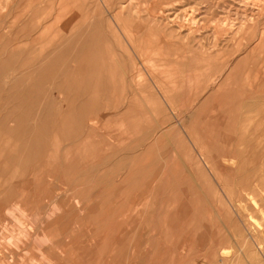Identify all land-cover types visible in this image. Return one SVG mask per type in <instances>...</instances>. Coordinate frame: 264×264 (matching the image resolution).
<instances>
[{
  "label": "rangeland",
  "instance_id": "obj_1",
  "mask_svg": "<svg viewBox=\"0 0 264 264\" xmlns=\"http://www.w3.org/2000/svg\"><path fill=\"white\" fill-rule=\"evenodd\" d=\"M123 1L105 0L103 4L99 0L97 3L106 17L109 13L107 18L112 22V17L121 10L120 3ZM63 3L64 0H0V254L3 256L9 252L10 255L15 254V258L23 254L24 264H46L42 256L38 257L41 254L33 242L36 238L44 243L47 238L51 240V247L47 248V257L53 262L51 264H91L89 260L93 249L89 244L94 236L90 234H93V229L100 235L109 234L97 231V228L102 224L103 229L106 228L103 222L110 224L111 214L116 212L117 206L125 205L123 208L127 214H131L129 225L135 233L126 244L128 259L140 254L145 264H264V218L251 212L256 199L251 194L239 202L246 207L242 217L250 231L256 232V238L253 240L248 234L246 236L242 225L239 230L234 229L237 234H245L244 238L237 239L239 243L231 240L230 246H225L220 228L224 229L223 220L229 213L231 217H237L233 208L237 202L233 200V189L224 192L223 181L219 184L212 175L221 173L230 188L227 179L233 173L248 177V170L253 169L252 161L257 156L236 153L239 130L233 128L238 123L264 122V97L263 102L259 101V108H256L250 100L255 96L245 92L251 84H255L260 74L256 68L259 64L254 61L261 58L264 45L261 44L262 48L256 51L259 45L256 34L246 38L250 29L247 28L245 34L240 33L242 31L238 27L242 19H250L252 15L256 18L262 15L264 23V0L137 2L141 13L137 19L134 16V22H141L144 26L140 30L144 32L163 23L160 21L163 10L166 11L164 18L176 17L181 20L183 17L187 24L180 37L173 35L169 43L159 41V34L150 32L158 40L146 50L154 56V71L143 69L138 63L140 61H137L139 71L135 74L137 80L142 79L143 83L153 86L155 93L151 94L147 89L142 95L130 97L126 96L130 92L128 88L123 95L122 91L110 92L113 85L131 84L126 74L127 67L123 69L124 72L117 71L114 79L109 78L108 73L95 72L100 63L110 65L115 63L113 60H93L91 66L88 65L86 69L83 66L77 72V62L73 57L47 59L52 52H68L70 47L73 48L71 43H55L58 37L76 36L75 29L67 36L62 26L77 23L83 13L84 17L89 16V21L99 15L93 7H73V4L63 5L61 10L65 12L62 13L58 7ZM218 4L220 10L211 8L213 5L218 7ZM52 7L53 16H49ZM209 7L211 10L207 9ZM109 8L111 11L108 12ZM214 9L217 13L215 16L211 15ZM148 10L154 11L158 20L149 23ZM57 17L60 21L55 24ZM124 19H128L127 15ZM221 21L224 29L219 28ZM123 23L126 26L135 25L125 20ZM112 27L119 31L115 24ZM190 28L198 31L191 39L187 37ZM261 29H264V24ZM236 32L238 36L232 42L231 37ZM216 33L221 37L218 45L214 41ZM240 40L242 44L238 47ZM250 40L252 45H247ZM123 46L130 50L126 42ZM128 63L131 65L132 61H121L120 65L123 67L122 64ZM221 72H225L224 76ZM152 73L160 84L173 87L175 91L168 95L166 88H156ZM260 75H263L264 82V72ZM215 80L217 82L213 85ZM221 85L225 86V90H218ZM242 87L243 93H238L237 90L240 91ZM30 88L32 91L26 92ZM19 97L23 98L18 100ZM128 98L132 103L130 107L126 104ZM137 99L142 103L138 108ZM235 130L237 134H234ZM226 145L231 153L225 152ZM226 153L234 156L235 161L243 160L239 170L230 172L219 167L216 171H210L205 166V160L217 163L223 160ZM147 166L156 171L151 172ZM192 167L197 168L194 177H200L203 181L207 177L214 183L209 193L204 194L200 188L197 193L189 184ZM147 169L149 172H146ZM115 176L118 177L114 180ZM252 180L254 177L249 178L250 182ZM119 181L121 184L116 183ZM163 187H166L165 191ZM135 191L137 193L133 194ZM62 195L67 198H60ZM139 200L141 204L136 206L134 202ZM248 208L250 210H246ZM106 214L110 215L109 218ZM34 219L38 221L37 224L33 223ZM257 221L259 224H256ZM127 224L125 226L130 228ZM107 243L109 253L125 249L111 240ZM226 247L231 251L229 257L223 251ZM14 264L22 263L18 260Z\"/></svg>",
  "mask_w": 264,
  "mask_h": 264
},
{
  "label": "bare ground",
  "instance_id": "obj_2",
  "mask_svg": "<svg viewBox=\"0 0 264 264\" xmlns=\"http://www.w3.org/2000/svg\"><path fill=\"white\" fill-rule=\"evenodd\" d=\"M46 1V0H45ZM99 0H64V3L59 6L58 8L61 10L62 8H64V6L66 5H71L73 4V7H76V6H81V8H84V7H87L89 6L90 8H94L96 9L97 12H99V15L98 16H95L96 19L93 20V21H89V16L87 17H84V13L81 15V17H79L77 23L75 24H65L64 26H62V29L65 30L67 33V36H70L71 33L73 32V30L75 29L76 31V36L73 35V37H69V38H59L58 37V40L55 41V43H60L59 45H64V44H67L68 43H71L73 45V48L70 47V51L68 52H60V51H55V52H52L50 53L49 55H47V59H52V58H67V57H73L75 62H77V66H76V69L75 71H80L83 66L86 67L89 65L91 66V62L93 60H96V61H99L101 62L102 60H113L115 61V63H110V65H108L107 63L105 65H103L102 63H100L96 69H95V72L96 74H102V73H108L109 74V78L111 79H114L113 78V75L116 74L117 71H120V72H124L125 70L123 69H126L127 67V70H126V74L128 75V79H130L131 81V84L128 85V83H124L123 86H118V85H113L111 87V93H118V92H121L122 91V95L123 93L125 92V89L128 88L130 90V92L126 95V96H136V95H139V94H143L144 91H147L151 94L155 93L154 89H153V86H150L148 84H145L143 83V80L140 79V80H137V75L135 73H137L139 71V65H137L138 63L140 64L141 63V66L144 68H146L148 71L151 72L154 71L152 69L153 67V59H154V56H152L150 53H148L146 50L149 49L150 45L151 44H156V42L159 40V41H165V42H170V39H173V35H176L177 37H180L181 35V32L183 33V30L185 29L186 27V24L187 22L186 21H183L182 18L181 20L179 18H172V17H169V18H164L163 15H165L166 11L163 10L162 12H160V18H162V21L163 23L159 24V25H156V26H153L152 28H149V31L147 32H144L140 29H142V27L144 26L141 22H137L135 23V17L136 16V19L140 17V13H141V10H139V8H137L136 4L137 2H139L140 0H124L123 2L120 3V6H121V10L112 17V22L109 21V19L107 18L109 16V13L107 15V17L105 16V12H103V9L101 8V6L99 5V3H97ZM103 4L105 3V0H100ZM149 1V0H148ZM152 1V0H151ZM199 1V0H198ZM202 1V0H201ZM218 1V0H217ZM116 2V1H115ZM215 2V1H214ZM224 2V0H223ZM227 2V1H226ZM50 3V2H49ZM147 3V2H146ZM145 3V4H146ZM51 4V3H50ZM56 4V3H55ZM116 4V3H115ZM210 4V3H209ZM226 4V3H225ZM242 4V3H241ZM64 5V6H63ZM148 5V4H147ZM223 5V4H221ZM49 6V5H48ZM104 6V5H103ZM118 6V5H117ZM149 6V5H148ZM197 6V4H196ZM212 6V5H211ZM225 6V5H224ZM223 6V7H224ZM263 6V5H262ZM51 7V6H50ZM146 7V6H145ZM150 7V6H149ZM200 7V6H199ZM215 9H219L221 6L220 4H218V7H216V5H213V7L211 8H214ZM246 7V6H245ZM57 8V9H58ZM106 8V7H105ZM211 8H207L208 10H211ZM262 8V7H261ZM34 9V8H33ZM205 9V8H204ZM203 9V10H204ZM214 9L213 12H211V15L215 16V13L216 10ZM246 9V8H245ZM53 10L54 8L52 7V12H50L49 16L52 15L53 13ZM116 10V9H115ZM167 10V9H166ZM206 10V9H205ZM204 10V11H205ZM220 10V9H219ZM59 11V10H58ZM62 11V10H61ZM111 11V8H109L108 12ZM168 11V10H167ZM193 11V10H192ZM56 12V11H55ZM54 12V13H55ZM65 12V11H62V13ZM115 12V11H114ZM148 14H149V19L147 20L149 23H152V22H155V19L158 20L156 17L157 14H155L154 11H151V10H148L147 11ZM170 12V11H169ZM209 12V11H208ZM61 13V12H60ZM57 14V13H56ZM107 14V13H106ZM144 14V13H143ZM127 15V18L128 19H124V17ZM53 16V15H52ZM166 16V15H165ZM176 16V14H175ZM185 16V15H184ZM254 15H252V17H250V19H242L240 22H239V25L238 27L240 26V30L242 32L240 33H244L246 30H248L247 28L250 29V33L247 37L246 35V38H249L251 37L254 33V36H255V39L257 41H259V45L258 47L255 48V50L257 51L259 48L261 49L262 48V45H264V29L262 30L261 27L262 25L264 24L263 23V18H262V15H259L258 18L256 17H253ZM179 17V16H177ZM247 17V16H246ZM264 17V16H263ZM262 18V20H261ZM22 19V18H21ZM52 20H54V18H51ZM147 19V18H146ZM164 19H166V21H164ZM190 19V18H189ZM192 19V18H191ZM24 20V18H23ZM22 20V21H23ZM127 21L129 23H135L134 24H129L128 26H126L123 21ZM60 21V18H56L55 19V24H58ZM191 21V20H190ZM28 22V20L26 21ZM24 22V23H26ZM48 22V21H47ZM51 22V21H50ZM157 22V21H156ZM165 22V23H164ZM189 22V21H188ZM195 23V22H194ZM224 24L223 25H226L225 22H223ZM44 24V23H43ZM54 24V25H55ZM115 26L118 27L119 31H115V29L112 27V26ZM196 24V23H195ZM21 25V24H20ZM222 21L220 23V26L219 28H222L224 29V27L222 26ZM233 25V24H232ZM2 26V25H1ZM133 26H135V28H132ZM152 26V25H150ZM196 26V25H195ZM218 26V25H217ZM216 26V27H217ZM6 28V27H4ZM11 28V27H10ZM113 28V29H112ZM9 29V28H7ZM222 29L221 32L223 31ZM6 30V29H5ZM219 30V31H220ZM151 31H154L156 33L159 34V39L157 40V38L155 36H152L150 35V32ZM189 32H187V37L189 39H191L192 37H194V35L198 32L196 28H190L188 30ZM237 31V30H236ZM218 32V31H217ZM233 33V32H232ZM34 34V33H33ZM37 34V33H36ZM222 34H224V32H222ZM246 34V32H245ZM245 34L243 36H245ZM185 35V34H184ZM230 35V34H229ZM236 35H237V32L232 35L233 37L232 38V42L235 41L236 39ZM30 36V35H29ZM40 36V34H39ZM238 36V35H237ZM31 37V36H30ZM48 38V37H47ZM56 38V37H55ZM221 37H218V33H216V36L214 37V41L217 43L216 45H218V41L220 40ZM230 38V39H231ZM32 39V37H31ZM30 39V40H31ZM49 40V39H48ZM239 40V39H238ZM195 41V40H194ZM124 42H126L128 44V46L130 47V50L127 49V48H124ZM45 43V41H44ZM238 43V47H241V44H242V41L240 40ZM255 43V42H254ZM23 44V43H22ZM50 44V43H49ZM255 44V45H256ZM262 44V45H261ZM236 45V43H235ZM247 45H252L251 44V40L248 41V44ZM254 45V44H253ZM201 47V46H200ZM209 47V46H208ZM255 46H253L254 48ZM65 48V46H64ZM63 48V49H64ZM251 48V47H250ZM43 49V47H42ZM127 49V50H126ZM247 49V48H246ZM245 49V51H246ZM249 50V49H248ZM264 50V49H263ZM27 51V50H26ZM73 51V52H71ZM119 51V52H118ZM256 51H253V52H256ZM9 52V49L7 51V54ZM242 53V52H241ZM244 53V52H243ZM263 53V54H262ZM72 54V56H70ZM58 56V57H57ZM42 58V57H41ZM125 60H130L132 61L131 65L128 64H122L123 67L120 65V62H124ZM137 61H140L137 63ZM48 62V61H47ZM118 62V63H117ZM254 63H258L259 65H257V69H259V72L260 74L263 73L262 70L264 69V51L261 52V58H257V60L254 61ZM39 64V62H38ZM120 65V66H119ZM129 65V67H128ZM150 65V66H149ZM197 65V64H196ZM38 66V65H37ZM35 66V67H37ZM229 67V65H228ZM249 67V65H248ZM227 68V66H226ZM83 69V68H82ZM155 69H157V67H155ZM225 69V68H224ZM230 69V67H229ZM39 70L36 71V73L38 72ZM89 71V70H88ZM146 71V70H145ZM224 71V70H223ZM13 72V71H12ZM11 72V73H12ZM90 72V71H89ZM228 72V71H227ZM146 73V72H145ZM223 73V76H224V73L225 72H221ZM55 74V73H53ZM257 75L256 77V80H255V84H251L252 86H250L249 90H245V92L249 93L250 95H254L255 98H250V100H252V105H254L256 108L259 106V101L263 102V97H264V85H263V75ZM149 75V74H148ZM152 75V79L155 81V86L156 88H159L160 90L162 88H166V93L169 95L171 92L175 91V89L172 87V88H169L168 85H163V84H160V82H158L159 80H157L156 78L153 77L154 73L151 74ZM221 75V74H220ZM19 76V75H17ZM220 77V76H219ZM260 77V78H259ZM14 78V77H13ZM31 79V78H30ZM218 79V77H217ZM221 79V78H219ZM200 81V80H199ZM220 81V80H219ZM116 82V81H115ZM217 82V80H215L213 82V85L214 83ZM183 84V83H182ZM218 84V83H217ZM11 85V84H10ZM54 85V84H53ZM25 86V84H24ZM107 88V87H106ZM199 89V87H197ZM213 88V87H212ZM7 89V88H6ZM201 89V87H200ZM209 89V88H208ZM237 89V88H236ZM21 90V89H20ZM219 91H223L225 90V86L224 85H221L219 88H218ZM243 90V87L240 88V91H238V93H243L242 92ZM32 91V89H28L26 92H30ZM94 91H98V90H94ZM211 91V89H210ZM5 92V91H4ZM20 92V91H19ZM15 93V92H14ZM13 93V94H14ZM60 93V92H59ZM247 93H245L244 95H247ZM62 94V93H61ZM53 95V94H52ZM104 95V94H103ZM55 96V95H54ZM115 96V95H114ZM204 96V95H202ZM231 96V95H230ZM15 97V96H14ZM24 97V96H23ZM23 97H19L18 100H21ZM248 98V99H249ZM130 98H128V101H129ZM50 100V98H49ZM103 100V99H102ZM139 100L137 99V102ZM248 101V100H247ZM136 102V103H137ZM10 103V102H9ZM208 102H206L205 104H207ZM127 104V107H130L132 105V103L129 101L126 103ZM142 103L141 102H138L137 104V108L140 107ZM205 104L203 105L204 107ZM243 104V103H242ZM249 104V102H248ZM62 106V105H60ZM109 106V105H108ZM253 106V107H254ZM6 107V106H5ZM125 107V106H124ZM123 107V108H124ZM243 107V106H242ZM245 107V106H244ZM122 108V109H123ZM201 108H203L201 106ZM249 108H252V107H249ZM247 108V109H249ZM259 108V107H258ZM4 109V108H3ZM64 109V108H63ZM120 109V110H122ZM140 109V108H139ZM231 109V108H230ZM246 109V108H245ZM244 111V110H243ZM251 111V110H249ZM3 112V111H2ZM44 113V112H43ZM108 113V112H107ZM111 113V112H109ZM244 113V112H243ZM242 113V114H243ZM117 114V113H115ZM106 115V114H105ZM114 115V113H112V116ZM228 115V114H227ZM241 115V114H240ZM252 115V114H251ZM48 116V115H47ZM109 116V115H108ZM107 116V117H108ZM102 117V116H101ZM242 119V118H241ZM240 119V120H241ZM101 120V119H100ZM91 121V120H90ZM99 121V120H98ZM226 121V120H225ZM35 122V121H34ZM241 122V121H240ZM100 123V122H99ZM82 124V123H81ZM107 124V123H106ZM222 124V123H220ZM239 124V123H238ZM237 124V125H238ZM235 126L233 129H238L239 131V134H238V137L237 139V143L236 144V148H237V151L236 153L238 154H253V155H257L254 160L252 161V166H253V169L252 170H248L249 173H248V177L247 175H241V173H238L237 175H235V173H231L232 175L230 176L228 180L229 184L231 185L230 188H228L227 186V182L223 179V177L220 175L221 173H218V174H213L212 172V175L215 177V180H217L219 182V184H221V182L223 181V184H224V192L229 191V190H232L233 189V200H235L237 202V205H235L233 208L235 209V214L237 215V217H231V213H229L230 215L226 217L225 220H223V227L224 229L226 230V233L227 235L225 234V231L224 229L220 228V233L222 232V234L224 235L222 237V243L223 244H226L225 246H230V242L231 240H236L237 243H239V238H244V236H242L241 234H237V232H235V229L234 228H237L239 230V228L242 227V225L244 226V231L246 232V236L248 234V236H250L253 240L254 238H256V232H251L250 229H249V226L246 222H244L243 220V217L242 215L245 214V206H242L241 204H239V202H241L242 200H244L247 196H250L251 194L253 195V198L256 199L255 201V205H253V211L251 212H254L255 214H257L258 216L264 218V122H261V121H257L255 123H249V124H246V125H238V126ZM75 126V125H74ZM99 126V125H97ZM100 127V126H99ZM98 127V128H99ZM74 129V128H73ZM33 132V131H32ZM220 132V131H219ZM236 130L234 131V134H237L235 133ZM233 133V132H232ZM231 133V134H232ZM107 134V133H106ZM144 135V134H143ZM218 135V134H217ZM84 136H85V133H84ZM53 137V136H52ZM109 138H111L110 136H108ZM82 138V137H81ZM213 138V137H212ZM91 139V138H90ZM80 140V138H79ZM74 141V140H73ZM78 141V140H77ZM75 141V142H77ZM236 141V139H235ZM235 141H234V144H235ZM207 142V141H206ZM67 143V142H66ZM73 144V143H72ZM71 144V145H72ZM218 144V143H217ZM144 145V143L142 144ZM53 146V145H52ZM63 146V145H62ZM61 146V148H62ZM234 147V145H233ZM60 148V149H61ZM64 148V147H63ZM62 148V149H63ZM61 149V150H62ZM65 149V148H64ZM205 151V150H204ZM64 152V151H63ZM225 152L227 153H231V149L229 150L228 146L226 145L225 147ZM233 152V151H232ZM47 153V152H46ZM60 153V152H59ZM107 153V152H106ZM224 155L225 157L223 158V160H221L220 162H217V163H212L211 161H207L205 160V163L206 164L205 166L207 168L210 169V171L212 170H217L219 167L220 169H225L226 171H234V170H239L238 168H241L242 166V162L243 160L239 159V161H235V157L230 155V154H227ZM63 153H61L62 155ZM73 154V152H72ZM71 154V155H72ZM233 154V153H232ZM70 155V156H71ZM203 155V154H202ZM234 157V158H233ZM69 158V157H68ZM165 158V157H164ZM237 158V157H236ZM141 159V158H140ZM139 159V160H140ZM162 159V158H161ZM168 159V158H166ZM164 159V161L166 160ZM64 161V160H63ZM66 161V160H65ZM64 161V162H65ZM158 161V160H157ZM161 160H159L158 162H160ZM169 161V160H167ZM37 162V161H35ZM123 162V161H122ZM121 162V163H122ZM165 163V162H163ZM163 163H162V166H163ZM184 163V162H183ZM106 164V163H105ZM104 164V165H105ZM128 164V163H127ZM126 164V165H127ZM157 164V162H156ZM155 164V165H156ZM159 164V163H158ZM157 164V165H158ZM20 166V165H19ZM189 166V165H188ZM45 167V166H44ZM92 167V166H90ZM98 167V166H97ZM149 168V166H147ZM93 168V167H92ZM95 169H97L95 167ZM94 169V170H95ZM121 169V168H120ZM146 169V168H145ZM144 169V170H145ZM157 169V167H156ZM160 169V168H159ZM157 169V170H159ZM188 169V168H187ZM186 169V170H187ZM208 169V171H209ZM92 170V169H90ZM149 170L151 172H154L156 170H154L153 168V171L149 168ZM167 171V168L165 169ZM197 168L196 167H192L190 169V180H189V184L191 186H193V188H195L194 190H196V192L198 193L199 191H197L198 188H200L202 190V192L204 194L206 193H209L212 186H214V183L211 181V179L209 178H205L203 181L200 177L196 178L194 177V171H196ZM20 171V170H19ZM93 171V170H92ZM189 171V170H188ZM145 172V171H144ZM144 172H143V175H144ZM146 172H149L148 169L146 170ZM48 173V172H47ZM95 173V172H94ZM117 173V172H116ZM115 173V174H116ZM121 173V172H120ZM197 173V171H196ZM114 174V173H113ZM142 174V173H141ZM146 174V173H145ZM153 174V173H151ZM150 174V175H151ZM156 174V172L154 173ZM153 174V175H154ZM159 174V173H158ZM17 175V174H16ZM118 175V173H117ZM121 175V174H120ZM157 175V174H156ZM165 175V174H164ZM167 175V173H166ZM211 175V176H212ZM118 176H115L114 180L117 178ZM125 177V176H124ZM132 177V176H130ZM142 178V176H140ZM139 177V178H140ZM144 177V176H143ZM146 177V176H145ZM148 177H149V174H148ZM168 177V176H167ZM213 177V179H214ZM250 177H254V180H252L251 182L249 181V178ZM13 178H16L13 176ZM122 178V177H121ZM119 177V179H121ZM127 178V177H126ZM162 178V177H161ZM194 178V179H193ZM28 179V178H27ZM60 179V178H59ZM58 179V180H59ZM130 180V178H127ZM148 179V178H147ZM151 179V178H150ZM149 179V180H150ZM171 179V178H170ZM175 179V178H174ZM52 180V179H51ZM128 180V181H129ZM154 180V179H152ZM57 181V180H56ZM125 181V180H124ZM132 181V180H131ZM140 181V179H139ZM145 181V180H143ZM148 181V180H147ZM16 182V181H15ZM54 182V181H53ZM123 182V181H121ZM127 182V180H126ZM11 183V182H10ZM13 183V182H12ZM11 183V184H12ZM76 183V182H75ZM116 183H120L119 182H116ZM116 183L114 182L113 184L116 186ZM142 183V182H141ZM147 182H145L146 184ZM163 183V182H162ZM166 183V181H165ZM8 184V182H7ZM11 184H9L8 186L11 187ZM73 184V183H72ZM110 184V183H109ZM112 184V183H111ZM121 184V183H120ZM143 184V183H142ZM141 184V185H142ZM144 184V185H145ZM77 185V184H76ZM128 185H130V183H128ZM140 186V188H142ZM156 185V184H155ZM154 185V186H155ZM163 185V184H162ZM165 185V184H164ZM5 186V185H4ZM72 186V185H71ZM117 186H119V184H117ZM219 186V185H218ZM26 187V186H25ZM122 187V186H121ZM144 187V186H143ZM160 186H158L159 188ZM15 188H18V185H15ZM157 188V189H158ZM164 188V191L166 189V187H163ZM228 188V189H226ZM118 189V188H117ZM117 189L115 191H117ZM139 189V188H138ZM156 189V190H157ZM170 189V188H168ZM167 189V190H168ZM26 190V189H25ZM119 190V189H118ZM135 190H137L135 188ZM143 190V189H142ZM222 190V189H221ZM22 191V190H21ZM53 192H55V190H52ZM70 190L68 189V192ZM76 191V190H75ZM121 191V190H119ZM118 191V192H119ZM138 191V190H137ZM137 191H135V193L133 194H136ZM208 191V192H207ZM25 192V191H23ZM22 192V193H23ZM39 192V191H38ZM66 192V193H68ZM117 192V193H118ZM139 192V191H138ZM75 193V192H74ZM117 193H113V194H117ZM141 193V192H140ZM129 194V193H128ZM132 194V195H133ZM224 194V193H223ZM24 195V194H23ZM68 195V194H67ZM208 195V194H207ZM128 196V195H127ZM126 196V197H127ZM164 196V195H163ZM60 198H67L66 196L64 197L63 195L62 196H59ZM70 197V196H69ZM129 197V196H128ZM136 197V196H135ZM206 197V196H205ZM227 198V197H226ZM55 199L58 200V197H56ZM64 199H63V202H64ZM69 199V198H68ZM125 199V197H124ZM56 200V201H57ZM116 200V199H115ZM126 200V199H125ZM208 200V199H207ZM163 201V200H162ZM229 201V200H228ZM66 202V201H65ZM115 202V201H114ZM117 202V200H116ZM127 202V200L125 201ZM235 202V203H236ZM51 203V202H50ZM55 203V202H53ZM162 203V202H161ZM161 203H160V206H161ZM210 203V202H209ZM62 204V203H60ZM118 204V203H117ZM134 204L136 206H138L139 204H141V200L139 201H136L134 202ZM133 204V205H134ZM216 204V203H215ZM244 204V203H243ZM145 205V204H143ZM154 205V204H153ZM171 205V204H170ZM48 206V205H47ZM47 206H45V208H47ZM51 206V204H50ZM246 206H247V203H246ZM125 205H119L117 206V210L115 213H112V219H111V223L108 224V222H103L105 227L103 229V224H102V229L100 227V225H98L100 228H97V231H101L102 232L106 231L108 232L109 234L107 235H100L99 233L97 234V232L93 229V234L91 233L90 236H94L93 237V240L92 242L90 241V244L89 245H92V249H93V252H92V255H91V259L89 260L90 263L92 264H143L144 262V258H143V255H136L134 258L132 259H128L127 257V249H126V244L127 242L129 241V238L134 235V228L130 227L131 225H129V213L127 214V211H125ZM143 207V206H142ZM151 207V206H150ZM238 207V209L236 208ZM245 207V208H244ZM13 208L15 209L16 207L13 206ZM39 208V207H38ZM44 208V207H43ZM44 208V209H45ZM111 208V207H110ZM122 208L124 210H122ZM141 208V206H140ZM139 208V209H140ZM154 208V207H153ZM152 208V209H153ZM160 208V207H159ZM18 208H16V211L19 212V210H17ZM43 209V210H44ZM112 209V208H111ZM134 209V208H133ZM151 209V210H152ZM155 209V208H154ZM48 210V209H47ZM109 210V209H108ZM132 210V209H131ZM129 210V211H131ZM135 210V209H134ZM149 210V211H151ZM160 210V209H159ZM158 210V211H159ZM246 210H250L249 208L246 209ZM145 211V210H144ZM143 211V212H144ZM148 211V212H149ZM164 211V210H163ZM209 211V210H208ZM234 211V210H233ZM133 212V211H132ZM138 212V211H137ZM5 213H8V215L10 216H13L12 213L10 212H5ZM107 213V211L105 212ZM104 213V214H105ZM109 213V212H108ZM146 213V212H144ZM210 214L213 213V212H209ZM208 213V214H209ZM214 213H217V212H214ZM147 214V213H146ZM46 215V214H45ZM107 215V214H106ZM135 215V214H134ZM150 215V214H149ZM214 215V214H213ZM110 216V215H107V217ZM147 216V215H146ZM219 216V215H217ZM251 216V215H250ZM253 216V215H252ZM251 216V217H252ZM103 217V216H102ZM106 217V218H107ZM153 217V216H152ZM159 217V216H158ZM163 217V216H162ZM170 217V216H169ZM208 217V216H207ZM221 217V216H220ZM109 218V217H108ZM215 218V216H214ZM223 218V217H222ZM104 218L100 219L99 221L102 222ZM158 219V218H157ZM253 219V218H252ZM117 220V221H116ZM133 220V219H132ZM211 220H212V216H211ZM37 220L34 219L33 223H36ZM97 221V220H96ZM105 221H107L105 219ZM134 221V220H133ZM139 221V220H138ZM222 221V220H221ZM254 221V219H253ZM38 222V221H37ZM144 222V221H143ZM157 222V221H156ZM213 222V220H212ZM220 222V221H219ZM255 222V221H254ZM258 222V221H257ZM99 223V222H98ZM128 223V224H127ZM37 224V223H36ZM41 224V222H40ZM100 224V223H99ZM129 225L130 228H127L125 225ZM137 224V223H136ZM213 224V223H212ZM256 224H259L256 223ZM96 225V222L95 224ZM156 225V224H155ZM41 226V225H40ZM39 226V228H40ZM141 226H142V223H141ZM152 226V225H151ZM214 226V225H213ZM79 227V226H78ZM140 227V225H139ZM196 227V226H194ZM214 228V227H213ZM165 229V228H164ZM163 229V230H164ZM198 229V228H197ZM39 230V229H38ZM31 231L33 232V228H31ZM165 231V230H164ZM206 231V230H205ZM213 231V229H212ZM90 232V231H89ZM162 232V231H161ZM214 232V231H213ZM244 232V233H245ZM261 232V231H260ZM96 234V235H94ZM106 234V233H105ZM155 234V233H154ZM163 234V233H162ZM162 234L160 235V237L162 236ZM212 234V233H210ZM169 235V234H168ZM206 235V233H205ZM158 236V234H157ZM170 236V235H169ZM211 236V235H209ZM106 237V239H104ZM168 237V236H167ZM165 237V238H167ZM213 237V236H212ZM249 237V238H250ZM172 238V237H171ZM250 238V239H251ZM81 239V238H80ZM154 239V238H153ZM163 239V238H162ZM211 239V237H210ZM209 239V240H210ZM248 239V238H247ZM106 240V241H105ZM109 240L113 242H115L118 246H124L125 249L123 248L122 250H120L119 252H116V251H111V253H109L108 251V243ZM172 240V239H171ZM208 240V241H209ZM212 240V239H211ZM210 240V241H211ZM44 243H40L39 241H37V239L35 238L34 239V247L35 245L37 246V252H40L41 255L38 254V257L39 256H42L43 260L46 262V264H51L50 262V258H48L47 256L49 255L48 252H47V248L51 247L50 246V242L51 240L48 241L47 238L44 239ZM59 241V240H57ZM61 241V240H60ZM59 241V242H60ZM170 241V239L168 240ZM63 242V241H62ZM172 242V241H171ZM213 242V241H212ZM255 242V241H254ZM24 243V242H23ZM158 243V242H157ZM160 243V242H159ZM25 244V243H24ZM212 244V243H211ZM215 244V243H214ZM32 245V244H31ZM58 245V243H57ZM111 245V244H110ZM113 245V244H112ZM148 245V244H147ZM160 245V244H159ZM162 245V244H161ZM63 246V244L61 245ZM131 246V245H130ZM206 246V245H205ZM263 246V245H261ZM260 246V247H261ZM33 247V248H34ZM167 247V246H166ZM211 247V246H210ZM257 247V246H256ZM30 248V247H29ZM114 248V247H113ZM112 248V249H113ZM264 248V246H263ZM61 249V248H60ZM110 249H111V246H110ZM256 250V249H255ZM224 251V254L225 256L229 257L230 252L227 247L223 249ZM258 251H260L258 249ZM4 252V251H3ZM87 252V250L85 251V253ZM130 252V251H129ZM27 253V252H26ZM63 253V252H62ZM8 253H4L3 256L0 254V262H2V264H14V262L18 261L22 264L23 263V258H25L22 255H18L17 258H15V254H9ZM32 254V253H31ZM129 255V253H128ZM32 256V255H31ZM36 256V255H35ZM9 259V261L7 260ZM34 259V258H33ZM11 260V261H10ZM53 263V262H52ZM155 263V262H154ZM254 263V262H253ZM76 264V263H74ZM87 264V263H86ZM145 264V262H144ZM255 264V263H254Z\"/></svg>",
  "mask_w": 264,
  "mask_h": 264
}]
</instances>
